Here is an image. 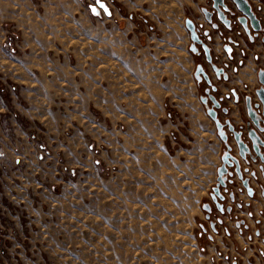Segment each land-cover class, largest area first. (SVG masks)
Segmentation results:
<instances>
[{"label":"rangeland","instance_id":"374dc122","mask_svg":"<svg viewBox=\"0 0 264 264\" xmlns=\"http://www.w3.org/2000/svg\"><path fill=\"white\" fill-rule=\"evenodd\" d=\"M2 1L0 264H224L201 227L218 141L177 26L192 0H103L112 19L95 0ZM133 6L162 34L150 117L129 93Z\"/></svg>","mask_w":264,"mask_h":264},{"label":"flooded vegetation","instance_id":"af4514ba","mask_svg":"<svg viewBox=\"0 0 264 264\" xmlns=\"http://www.w3.org/2000/svg\"><path fill=\"white\" fill-rule=\"evenodd\" d=\"M233 1L192 0L193 6L186 9L196 10H188L184 16L196 99L218 141L219 163L202 203L207 206L203 208L206 226L201 225L204 232L218 231L224 217L231 218L239 230L247 228V219L259 220L249 201L239 195L254 199L259 193L264 198V87L259 78L264 67L259 64L261 53L255 49L264 47V0ZM214 5L223 9L221 16ZM187 18L194 24V40L185 26ZM249 59L257 63L253 79L241 82L238 75ZM223 164L225 186L217 181ZM217 185L219 195L212 196Z\"/></svg>","mask_w":264,"mask_h":264},{"label":"crops","instance_id":"0c3cea01","mask_svg":"<svg viewBox=\"0 0 264 264\" xmlns=\"http://www.w3.org/2000/svg\"><path fill=\"white\" fill-rule=\"evenodd\" d=\"M1 1L2 0H0V3L5 2ZM101 2H103L104 5L107 7L108 13H105L104 10L99 8V6L96 4L95 8L98 14H94L92 11L93 15L95 17H99L100 14H104V16H106L108 19H112L113 17H115V13H118V11L114 7H110V5L106 1L101 0ZM15 8L17 7L15 6ZM0 9L8 8L4 5H0ZM112 9H115V11ZM137 10L144 11V9H141L140 7L136 6H133L132 9H128L127 25L129 29L126 34L128 39V48L125 63L129 75V93L133 98L132 100L136 98L140 100L138 102L142 103L141 105H143V108L147 110V113L149 115L148 117H150L152 111L151 109L154 107L152 106V102L155 105V108L158 109L159 104L163 106L165 97L167 96V92L163 90L160 84H157L156 81V78L158 77V75H160L159 70L158 72L156 70L158 66L157 54L159 55L157 46L162 34L160 35V33L158 32L160 30V27L156 28L154 25H150V23L146 20H143V22L138 21V18L136 16ZM188 10L193 13L196 9H187V11ZM149 11H144L143 13L146 12L150 14V19L152 20L155 18L156 15H152L153 9H150ZM119 24L120 23L118 21L114 24L112 23V29H110L109 31L110 36L109 34H107L105 35V38L107 37L108 39V37H110V41H113V39L115 38V34L119 33L118 31L116 32L115 26H118ZM177 26L181 31H184V37H181V40L183 38L186 39L188 45L187 32L184 27V17L183 24L181 22V25ZM103 37V33H101L100 35L96 33L94 43L97 45L102 44L105 40ZM98 47L100 48V52L102 51L103 55L107 56L108 51H104L106 49L102 48V46ZM255 49L260 51L261 58L259 60V64L264 67V47H256ZM111 53H114L112 52V49ZM109 55H112L117 61L119 60L118 55ZM123 62L124 61L121 60V64ZM256 66V61H254L253 59H249L246 66L238 75L237 79L241 82L251 81L253 79L254 70ZM164 113L166 114L165 111ZM210 135L211 137L215 138L212 133V129ZM208 140H210V138H208ZM215 148H217L218 151V145L216 147L215 143L212 142L209 149L210 151L213 150L212 153L216 156L217 153ZM150 150L151 149H149L148 151ZM159 152L161 153L160 150ZM216 159L218 160V156L216 157ZM160 160L161 156L159 155V161ZM218 163L219 161L217 162V164ZM217 164L215 163V161L212 164V169L210 170V172L213 174L212 179L209 182L207 189L205 190L206 192H204L202 195V200H205L208 197V191L214 181V169ZM239 198H245L249 201V203L251 204L250 208L255 213V216L258 217L259 221L247 219L246 224L248 225V227L239 230L236 228L231 218L224 217L223 224L217 226L218 231L213 232L209 230L208 232L212 234L209 236L212 237V240H214L215 244L219 245V249L223 250V252L219 254L224 257V264H264V198H262L259 193L254 199H248L243 195H239ZM203 218L205 220L204 211ZM227 230L228 232H226Z\"/></svg>","mask_w":264,"mask_h":264},{"label":"water","instance_id":"95a60500","mask_svg":"<svg viewBox=\"0 0 264 264\" xmlns=\"http://www.w3.org/2000/svg\"><path fill=\"white\" fill-rule=\"evenodd\" d=\"M234 2V4H236L237 2L234 0L233 1ZM236 2V3H235ZM103 3V2H102ZM104 4V3H103ZM237 6V5H236ZM238 7V6H237ZM214 8H215V10H217L218 11V13H219V16H221L220 15V11L221 10H223V9H219V8H217L215 5H214ZM239 10H243V9H239ZM242 12H244V11H242ZM185 26H186V28H187V30H189V32H190V35H191V38L194 40L195 39V31H194V24H193V22L190 20V19H186L185 20ZM199 70H200V67H198L197 68V70H196V72H195V74L197 75V73L199 72ZM259 78H260V81H261V83H262V87H264V71H259ZM258 92H260V90L258 91ZM261 98V97H260ZM261 100L264 102V99H263V97L261 98ZM207 113L213 118L214 116H213V114L208 110L207 111ZM264 113V112H263ZM222 160H223V163H225L226 162V159H225V157H223L222 158ZM225 172H226V170L224 169V164L223 165H221L219 168H218V171H217V181H218V184L219 185H221V186H225V182H224V177H223V175L225 174ZM236 173L238 174V177L240 176V173L238 172V170L236 169ZM232 173H229V175H231ZM214 195H219V189H218V185L217 186H215L214 188H213V194H212V196H214ZM204 209H207V206H206V204L205 205H203L202 206ZM218 207L220 208V206L218 205Z\"/></svg>","mask_w":264,"mask_h":264},{"label":"snow or ice","instance_id":"6c2138e0","mask_svg":"<svg viewBox=\"0 0 264 264\" xmlns=\"http://www.w3.org/2000/svg\"><path fill=\"white\" fill-rule=\"evenodd\" d=\"M96 4L99 6V8L103 9L105 13H108L107 7L101 2V0H96ZM92 11L94 14H98L96 8H92Z\"/></svg>","mask_w":264,"mask_h":264}]
</instances>
